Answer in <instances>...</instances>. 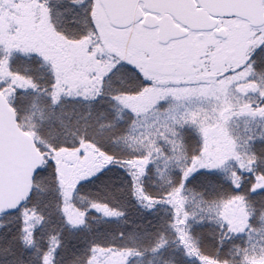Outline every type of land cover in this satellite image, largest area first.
I'll use <instances>...</instances> for the list:
<instances>
[{
    "label": "snow or ice",
    "instance_id": "6c2138e0",
    "mask_svg": "<svg viewBox=\"0 0 264 264\" xmlns=\"http://www.w3.org/2000/svg\"><path fill=\"white\" fill-rule=\"evenodd\" d=\"M0 264H264V0H0Z\"/></svg>",
    "mask_w": 264,
    "mask_h": 264
}]
</instances>
